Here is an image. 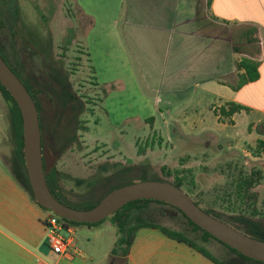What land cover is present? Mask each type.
I'll return each mask as SVG.
<instances>
[{
  "label": "crops",
  "instance_id": "0c3cea01",
  "mask_svg": "<svg viewBox=\"0 0 264 264\" xmlns=\"http://www.w3.org/2000/svg\"><path fill=\"white\" fill-rule=\"evenodd\" d=\"M74 1L92 19L88 42L97 84H116L141 95L130 118L154 125L160 137L176 135L187 141L198 140L207 133L203 124L211 123L209 135L219 149L245 158L249 171L264 172L259 147L264 142V0ZM125 8L126 30L121 27ZM203 22L232 30L204 31ZM245 58L257 63L256 79L246 80L248 71L241 66ZM143 88L164 92L167 99H151ZM229 102L242 108L222 120L217 112ZM261 186L264 181L257 189ZM47 214L0 159V264L93 259L78 246L69 255L54 252L47 243ZM113 257L122 258L123 264H218L155 227L138 230L126 257L106 249L104 259Z\"/></svg>",
  "mask_w": 264,
  "mask_h": 264
},
{
  "label": "rangeland",
  "instance_id": "374dc122",
  "mask_svg": "<svg viewBox=\"0 0 264 264\" xmlns=\"http://www.w3.org/2000/svg\"><path fill=\"white\" fill-rule=\"evenodd\" d=\"M19 4V30L30 40L32 51L48 54L60 72L69 79L72 90L84 102L83 111L73 121L74 124H70L73 130L79 126L76 130L77 139L74 144L67 142L62 145L61 138L54 131L59 108L56 106V80L48 77L46 84L51 87L45 88L44 82L37 78L34 89L42 108L43 134L47 142L54 140L56 149L60 150L55 167L60 176L61 197L74 204L89 200L96 202L114 184H127L136 179L172 182L178 171L192 170L197 188L191 196L199 200L215 187L227 183L229 174L234 173L235 165L239 164L249 172L244 166L245 158H233L232 150H228L226 155L227 148L222 150L216 146L214 137L209 135V130L213 128L211 123L203 124V132L207 133H203L198 140L187 141L176 135H173V139L168 135L160 137L154 125L130 118L138 111L139 102L135 99L141 95H137L136 90H125L116 84L112 87L97 84L96 79L98 81L99 77L95 76L98 73L93 71L94 63L89 54V19L74 0H19ZM127 13L125 8L121 18L124 30ZM223 28L232 30L226 25L203 22L204 31L217 33ZM72 29L74 42L69 44L66 38H70ZM167 48H170L168 44ZM21 56L19 60L23 59ZM162 56L163 50L161 60ZM133 64L136 66L135 61ZM37 72L40 74V68H37ZM143 89L144 94L151 99L156 100V95L162 100L167 99L164 92ZM164 104L161 103V107ZM18 122V111L0 86V159L11 169L21 156ZM255 190L259 193L257 207L264 212V187H256ZM200 205L205 207L206 202L202 201ZM142 208V212L135 210L134 213L148 221L182 231L221 259L232 252L227 245L213 237L205 241L203 232L194 230L188 219L171 205L150 202ZM223 211L228 216L242 217L260 224V230L253 232L245 229L247 224L241 220L230 223L240 231L264 240L263 215L251 216L247 211ZM61 234L65 237L72 235L74 245L83 251L87 250L85 252L93 258L86 262L76 259L74 264H123V259L119 257L104 259L106 249L112 247V250L114 248L120 253L125 248L124 244L118 243V225L110 217L92 225L77 224L72 234L65 229Z\"/></svg>",
  "mask_w": 264,
  "mask_h": 264
},
{
  "label": "water",
  "instance_id": "95a60500",
  "mask_svg": "<svg viewBox=\"0 0 264 264\" xmlns=\"http://www.w3.org/2000/svg\"><path fill=\"white\" fill-rule=\"evenodd\" d=\"M0 82L16 101L22 115L24 160L34 198L40 205L68 220L97 223L112 216L131 201H164L180 209L195 224L230 247L252 259L264 262V240L242 232L210 214L197 204L186 190L170 181L136 179L111 190L95 206L88 209H78L58 199L47 182V174L55 166L58 154H54L49 147L42 148L38 106L1 53Z\"/></svg>",
  "mask_w": 264,
  "mask_h": 264
},
{
  "label": "trees",
  "instance_id": "16d2710c",
  "mask_svg": "<svg viewBox=\"0 0 264 264\" xmlns=\"http://www.w3.org/2000/svg\"><path fill=\"white\" fill-rule=\"evenodd\" d=\"M88 19H89V23H92V19L91 18H88ZM241 66L245 67L248 71L249 77L246 78V80L256 79L259 76L258 69H257V63L255 61L245 58L241 62ZM0 86L2 87L4 92L9 96L11 102L13 103V105L18 111V121H19L18 127L20 130L19 139L21 142L22 149H21L20 159H17L12 169L10 168V171L13 174V176L16 178V180L30 193L33 200H35L32 187L29 182L25 160H24L22 115L18 107V104L16 103L14 98L11 96V94L6 90V88L1 84V82H0ZM36 104L38 106V110L40 111L39 103L36 102ZM241 108L242 106H240L239 104H236L234 102H229L227 103V105L220 107L219 111L218 112L216 111V112L217 114H220L221 119L224 120L225 118H229L235 112L239 111ZM259 145H260L259 147L264 150V142L263 141L260 142ZM191 174H192V170H188L184 172L178 171L172 183L183 188L190 195H192L197 188V184H196L194 176ZM228 179L229 180L227 183L220 184L219 186L215 187L211 193H207L203 195V198L201 197L199 200H196V199L194 200L199 205L201 204L202 201L206 202V206L202 207L204 210H206L210 214L228 223H232L234 220H241L247 224V228L245 229L249 231H253V232L256 230H260L259 228H261V225L258 224L257 222L252 221L250 219H243L242 217H237L233 215L228 216L226 215L227 213L223 210L240 211L242 213L247 211L251 214V216H259V215L264 216V212L259 210L257 207L259 193L255 190V188L259 184H261V182L264 180L263 170L261 168H252L251 171L246 172L243 166L237 164L235 165L234 173L229 174ZM47 182L49 184L50 189L52 190V192L58 199L78 209L92 208L102 199L101 198L100 200L96 202L89 200L83 203L74 204V203L67 201L66 199L61 197V195H59L58 189L60 188L56 184L54 171H52L49 175H47ZM121 185H124V184L118 183V184L112 185L111 186L112 188L110 187L108 189V192H110L111 190ZM150 202L171 205L164 201H158L154 199H139V200L129 202L128 204L123 206L120 210H118L115 214L110 216V218L113 219L118 225V231H119L118 243L125 245L124 250L120 253L116 251V249L113 248L112 254L126 257L130 251V248L134 242V239H135V236L138 230L142 227H155V228H159L164 234H166L170 238L176 239L177 241H180V242L187 243L189 246L202 252L204 255H206L207 257H209L210 259H212L214 262L218 264H264V262L262 261L252 259L240 253L238 250L230 247L229 245L222 242L221 240H219L218 238H216L209 232L205 231L204 229L199 227L197 224H195L184 212H182L180 209H178L177 207L173 205L171 206L176 208L178 211H180L188 219L189 223L192 225L194 230H200L203 232V239L205 241L207 240V238L213 237L219 240L220 242H222L223 244L227 245L231 249L232 252L227 254L226 256H224V258L221 259L213 255L212 253H210V251L207 248H205V246L200 245L195 239H191L189 236H187L182 231L172 229L160 223L148 221L142 218L140 214L137 215L136 213H134L135 210L142 212L143 211L142 206ZM40 206L45 211L47 212L50 211L49 209L43 207L42 205ZM61 219L68 226H75L77 224H89V225L95 224V223L77 222V221L68 220L62 217Z\"/></svg>",
  "mask_w": 264,
  "mask_h": 264
},
{
  "label": "flooded vegetation",
  "instance_id": "af4514ba",
  "mask_svg": "<svg viewBox=\"0 0 264 264\" xmlns=\"http://www.w3.org/2000/svg\"><path fill=\"white\" fill-rule=\"evenodd\" d=\"M19 15H20L19 0H0V53L3 56V58L7 61L9 66L13 69V71L22 80V82L25 84L27 89L30 91L35 102L39 103L34 89L37 84L36 82L37 78H39V81L44 82L45 88L51 87V85L47 86L46 84L48 82V77L51 78L53 77V79L56 80V85H55L56 87L55 94L57 96L56 106L59 108L57 110L58 112L56 113V117H55L56 120L55 122L56 126L54 130L55 135L61 138L62 145L66 144L67 142L69 144H74L75 140L77 139L76 130L77 128L79 129V126L77 125V128L73 130L70 127V124L71 123L74 124L73 121L76 120L80 112L83 111L84 102L78 98V96L70 86L69 79L66 76H64L62 72H60L59 67L52 58H49L48 54L43 55L42 53L32 51L30 40L28 39L27 36H25L26 34H22V32L19 30V26H18ZM71 32L72 35L70 36V38H66L67 43L69 44L74 42L73 29ZM20 55H22L21 57H23L22 60H19ZM73 66L74 64L72 63L71 64L72 75L74 73ZM37 68H40V74H38ZM104 91L106 93L105 89ZM41 113H42V108L40 105L39 116H40L41 130H42V148L49 147L54 154H58V158H57L58 161L60 156V150L56 149V146L54 145V143L56 142L54 140L53 141L51 140V142L46 141L45 139L46 137H44L43 134V122H42ZM66 114L67 117L65 119ZM55 135H54V139L56 138ZM45 163L46 162L44 160V164ZM55 166L49 171L47 175H49L52 171H54L56 184L60 188V183H59L60 176L58 174V169ZM59 192L60 189H58V193ZM104 196L105 195L99 198L101 199Z\"/></svg>",
  "mask_w": 264,
  "mask_h": 264
},
{
  "label": "built area",
  "instance_id": "2783aa9c",
  "mask_svg": "<svg viewBox=\"0 0 264 264\" xmlns=\"http://www.w3.org/2000/svg\"><path fill=\"white\" fill-rule=\"evenodd\" d=\"M47 227V243L48 246L60 255H69L73 249L74 238L72 235L65 237L61 234L62 230H67L72 234L71 227L68 226L58 215L53 212H48L47 217L44 219Z\"/></svg>",
  "mask_w": 264,
  "mask_h": 264
}]
</instances>
